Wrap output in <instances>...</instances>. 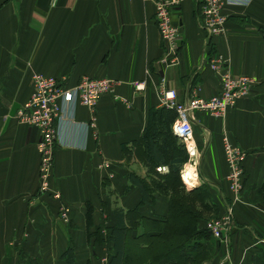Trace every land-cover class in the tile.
I'll return each instance as SVG.
<instances>
[{
    "label": "crops",
    "instance_id": "1",
    "mask_svg": "<svg viewBox=\"0 0 264 264\" xmlns=\"http://www.w3.org/2000/svg\"><path fill=\"white\" fill-rule=\"evenodd\" d=\"M199 8L198 0L175 6L181 37L178 60L164 65L158 61L164 47L155 0H0V264H65L60 255L70 246L77 263L106 264L111 244L95 240L93 231L105 237L117 218L115 208L137 206L138 215L164 217L168 195L155 191L153 202H140L141 189L129 178L130 172L146 179L153 175L141 135L151 108L161 105L157 82L164 75L179 101L192 93L214 95L220 91V77L208 58L216 51L233 72L253 75L257 81L221 117L195 111L194 154L188 152L190 143L177 135L187 154L180 178L188 189L205 184L220 214L231 203L233 260L262 264L264 200L258 189L264 176V0L228 5L224 30L212 37L200 27ZM34 71L64 75L68 84L82 75L120 80L114 93L102 94L97 101L95 131L86 126L90 109L83 104L73 110L67 105L73 119L58 125L50 182L70 205L67 219L59 215L60 199L38 193L39 132L36 125L16 117L32 90ZM137 82L142 87L136 88ZM224 134L246 151L244 186L236 199L226 179ZM186 164H193L197 173L190 184L183 170L193 168ZM153 167L154 173L168 169L163 163ZM87 201L93 204L89 237ZM132 230L134 235L144 231L141 224Z\"/></svg>",
    "mask_w": 264,
    "mask_h": 264
},
{
    "label": "built area",
    "instance_id": "2",
    "mask_svg": "<svg viewBox=\"0 0 264 264\" xmlns=\"http://www.w3.org/2000/svg\"><path fill=\"white\" fill-rule=\"evenodd\" d=\"M182 0H155V22L159 37L162 38L164 53L158 58L159 63L172 65L178 60L179 27L173 16L175 6ZM200 3L199 23L206 36L212 37L222 33L226 21L228 5H247L251 0H198ZM209 67L220 77V91L209 96L192 93L182 101L177 100L176 90L168 85L164 75L159 77L157 92L161 105L171 107L175 111L172 122L173 133H176L188 144L193 139L192 118L196 110L207 111L214 117H221L236 101L252 91L256 83L253 75L233 72L220 52H213L208 58ZM32 90L28 98L17 108L16 117L21 122L36 125L39 139L36 142L38 153V193L47 192L53 198L61 199V192L51 186L54 152L58 141V125L65 118L73 119V114L66 113V106L72 110L78 104L86 106L90 118L86 126L95 131V106L102 94L114 93L115 86L120 80L109 76L82 75L77 82L68 84L66 77L48 75L34 71L31 76ZM136 88L142 87V82L135 83ZM223 150L228 167L226 174L229 189L236 199L243 185V166L246 151L234 144L226 134L223 135ZM190 155L194 149L189 147ZM70 205L60 200L59 215L68 218ZM233 208L231 203L226 205L224 215L209 219L205 226L219 238H229L228 230L232 225ZM264 239V236H263ZM232 264V263H231Z\"/></svg>",
    "mask_w": 264,
    "mask_h": 264
},
{
    "label": "trees",
    "instance_id": "3",
    "mask_svg": "<svg viewBox=\"0 0 264 264\" xmlns=\"http://www.w3.org/2000/svg\"><path fill=\"white\" fill-rule=\"evenodd\" d=\"M175 114L174 109L165 105L151 108L150 121L141 139L145 143V157L153 175L146 179L133 172L129 173L130 180L141 189L140 202H153L155 191L168 195L169 203L165 216L152 218L138 215L137 206L126 210L115 208L114 214L117 218L115 223L107 228L105 237L101 238L100 231H93L95 240H105L111 244L108 246L109 260L106 264H126L127 242L136 244L140 252L139 264H181L203 259L206 238L209 235L207 227L200 226L199 220L213 204L208 199L210 192L205 184L188 189L180 178V166L187 154L186 146L177 142L178 136L171 131ZM157 163L167 164L168 169L162 173H154L153 166ZM261 184L258 192L264 200V176ZM92 210L93 204L87 201V237L92 234L89 231L93 219ZM138 224L143 226L144 231L134 235L132 229ZM175 251L180 255L179 260L175 259ZM60 256L65 260V264H79L76 262L73 246L67 247ZM84 264L91 263L87 260Z\"/></svg>",
    "mask_w": 264,
    "mask_h": 264
},
{
    "label": "rangeland",
    "instance_id": "4",
    "mask_svg": "<svg viewBox=\"0 0 264 264\" xmlns=\"http://www.w3.org/2000/svg\"><path fill=\"white\" fill-rule=\"evenodd\" d=\"M226 19H227V15H226ZM202 96H204V95H202ZM43 193H47V192H43ZM49 195L52 196L51 194H49ZM208 199L213 204V207L218 209L217 203L214 202L215 200H213V198H211V195L208 197ZM58 205H59V203H58ZM213 207L210 210L206 211L205 216H203V218H202L203 220H200V223L204 222V224H206V222L209 219H213L215 217H219L220 215L225 214L226 206L224 207L221 214L218 212L217 209H214ZM58 211H59V209H58ZM207 229H208V227H207ZM208 235L209 236L206 238V244H205V248H204L205 251L203 253L204 254L203 259L196 260L193 263H191V262H185L184 263L183 262L181 264H203V263L204 264H209V263L210 264H213V263L214 264H231V263L237 264V262L233 260V257H232L233 253L230 252V249H229V247H230L229 242L231 240H229V238H228V240L227 239L225 240V238H223V237L218 239V237L213 235L209 229H208ZM107 253H108V248H107ZM261 253H263V252H261ZM125 255L127 257L126 264H139L140 263V260H139L140 252L137 250L135 243L127 242V245L125 246ZM174 256H175L176 260L177 259L179 260L180 255H178L177 251L174 252ZM260 261H261L260 263L264 264V254L260 256Z\"/></svg>",
    "mask_w": 264,
    "mask_h": 264
},
{
    "label": "bare ground",
    "instance_id": "5",
    "mask_svg": "<svg viewBox=\"0 0 264 264\" xmlns=\"http://www.w3.org/2000/svg\"><path fill=\"white\" fill-rule=\"evenodd\" d=\"M189 143H190V145L192 146L191 148H193L194 146H193V143H192V141H189ZM187 166H189L190 168H193V170H192V172L191 171H189V169L187 168H185L184 170H183V176H185V178L187 179V180H185V181H187L189 184L190 183H192V182H194L195 181V179H196V175H197V173H196V171H195V169H194V167H193V164H186Z\"/></svg>",
    "mask_w": 264,
    "mask_h": 264
}]
</instances>
